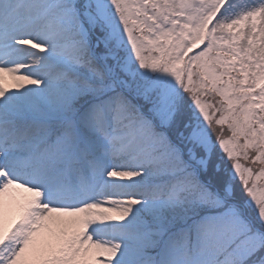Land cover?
I'll return each instance as SVG.
<instances>
[{"label":"snow or ice","instance_id":"6c2138e0","mask_svg":"<svg viewBox=\"0 0 264 264\" xmlns=\"http://www.w3.org/2000/svg\"><path fill=\"white\" fill-rule=\"evenodd\" d=\"M0 264H264V0H0Z\"/></svg>","mask_w":264,"mask_h":264}]
</instances>
